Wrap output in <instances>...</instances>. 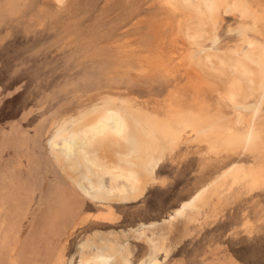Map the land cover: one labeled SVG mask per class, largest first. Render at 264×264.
<instances>
[{
	"label": "rangeland",
	"instance_id": "rangeland-1",
	"mask_svg": "<svg viewBox=\"0 0 264 264\" xmlns=\"http://www.w3.org/2000/svg\"><path fill=\"white\" fill-rule=\"evenodd\" d=\"M248 1L264 11V0ZM169 2L0 0V264H78L77 248L91 232L164 222L231 166L262 162L249 151L227 154L186 139L156 169L160 182L126 205L91 201L56 164L48 145L54 133L91 123L97 117L91 107L103 97L134 101L142 109L136 116L149 124L175 116L206 124L235 120L225 80L204 72L197 60V50L210 47L212 39L185 34L196 15ZM223 17L216 31L221 53L241 45L239 15ZM263 27L249 34L259 44ZM257 113L243 112L248 123L242 130L264 131V101ZM69 116L67 122L76 123L59 128ZM164 144L149 141L145 160H160ZM230 183L222 181L192 221L157 231L167 243L153 264H264V185L229 190ZM129 240L132 264H140L150 249L133 236Z\"/></svg>",
	"mask_w": 264,
	"mask_h": 264
},
{
	"label": "bare ground",
	"instance_id": "bare-ground-1",
	"mask_svg": "<svg viewBox=\"0 0 264 264\" xmlns=\"http://www.w3.org/2000/svg\"><path fill=\"white\" fill-rule=\"evenodd\" d=\"M169 1L175 9L182 7L196 15L195 20L183 28L185 34L190 31L194 37L212 39L210 47L202 46L197 50V60L206 67L207 71L204 72H211L225 80L228 89L226 97L238 111L235 120L226 123L217 119L216 124H206L208 121L175 116L161 119L164 122L149 124L136 116L142 109L135 108L134 101L103 97L100 103L91 107L97 116L91 123H81L77 129L62 135L54 133L56 138L48 145L56 164L78 191L91 201L126 205L141 199L148 186L160 182L155 176L156 169L166 155L176 150L179 143L186 139L208 142L227 154L249 151L262 162L231 166L199 189L164 222L141 223L128 232H91V237L77 248L78 264H132L134 251L130 236L138 242L144 241L150 249L148 257L140 264H152L162 255L167 242L165 233L158 234L157 231L162 230L163 225L172 229L179 221H192L193 212L207 206L222 181L231 180L229 190L243 183L254 190L264 185V131L250 127L242 130L248 123L243 112L258 114L264 101V43L259 44L249 36L251 32L259 33L264 26V11H256L254 3L248 0H206V5L202 3L203 0ZM227 13L239 15L240 22L235 31L241 38V45L235 50L221 53L218 48L220 37L216 31ZM247 19L252 20L250 26L245 23ZM250 98H259L260 101L249 104ZM85 110L80 113H90H84ZM70 117L65 118L59 128L64 124L76 123L67 122ZM222 123L228 124L230 128ZM157 127L160 128L159 132ZM158 139L166 142L164 145L167 150L159 153V157L162 156L160 160L152 156L146 161L151 153L148 152V142L155 143ZM121 145L130 147L124 152H117ZM135 156L143 157V160L133 159Z\"/></svg>",
	"mask_w": 264,
	"mask_h": 264
},
{
	"label": "crops",
	"instance_id": "crops-1",
	"mask_svg": "<svg viewBox=\"0 0 264 264\" xmlns=\"http://www.w3.org/2000/svg\"><path fill=\"white\" fill-rule=\"evenodd\" d=\"M167 243V242H166ZM163 254V253H162ZM134 259V258H133ZM133 261V260H132ZM153 264V263H152Z\"/></svg>",
	"mask_w": 264,
	"mask_h": 264
}]
</instances>
